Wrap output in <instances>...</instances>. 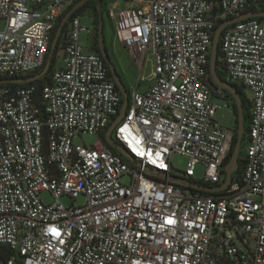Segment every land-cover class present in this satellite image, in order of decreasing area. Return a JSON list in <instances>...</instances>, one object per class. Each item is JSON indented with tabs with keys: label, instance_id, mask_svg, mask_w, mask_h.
<instances>
[{
	"label": "built area",
	"instance_id": "built-area-1",
	"mask_svg": "<svg viewBox=\"0 0 264 264\" xmlns=\"http://www.w3.org/2000/svg\"><path fill=\"white\" fill-rule=\"evenodd\" d=\"M70 4L0 0V81L44 70ZM263 10L264 0H107L115 41L140 73L152 69L111 134L137 164L105 141L123 96L90 51L95 25L82 26L84 16L70 18L62 64L38 84L0 83L2 264H264V18L227 27L219 43L217 70L250 103L241 173L208 194L173 179L224 184L236 132L215 120V100L229 107L210 78L213 36L224 21ZM83 134L98 141L76 144ZM174 154L188 159L182 176Z\"/></svg>",
	"mask_w": 264,
	"mask_h": 264
},
{
	"label": "water",
	"instance_id": "water-1",
	"mask_svg": "<svg viewBox=\"0 0 264 264\" xmlns=\"http://www.w3.org/2000/svg\"><path fill=\"white\" fill-rule=\"evenodd\" d=\"M89 0H80L78 1L62 18L59 27L55 33V36L53 38V41L51 43L50 47V54L48 56L46 66L44 70L33 77L30 78H25V79H13V80H4L0 81V83H9V84H27V83H32L34 81H37L39 78L42 76L46 75L51 67V62H52V57L54 55L55 48L57 46V43L60 40V37L62 35L63 29L65 25L68 23L70 18ZM98 3V50L102 58L104 59L111 76L118 87L119 91L121 92L123 96V103L120 108V113L117 117V119L110 125L109 129L107 130L105 134V141L108 144V146L118 152H120L122 155L125 157L131 159L135 164L137 162L130 158L126 151L122 149L111 137V134L116 127V125L121 122V120L125 117L126 111L128 108L129 104V93L127 91V88L121 79L120 75L118 74L117 68L115 64L113 63L111 56L109 52L107 51L106 45H105V37L103 34L104 31V21L102 17V10H101V3L100 0H93ZM252 18H264V10L263 11H251V12H246L241 14L238 17L229 19L227 21H224L221 23L217 29L215 30L214 36H213V41H212V49H211V54H210V62H209V73H210V78L211 82L214 86V90L217 92L219 90L221 91H226L228 94L231 95L232 101L236 107L237 111V122H238V129H237V138H236V145L234 148V151L231 155V158L229 162L225 165V173H226V180L223 185L220 187H203V186H198L191 181L184 180V179H179V178H173L178 182L184 183L190 188L203 192V193H215V192H222L228 188L232 181V175L236 173L239 167V154L241 150V143L243 140L244 136V115H243V103L241 100V97L238 93V91L229 83L223 81L222 79L219 78L218 73H217V59H218V51H219V43H220V38L223 33V31L236 23L252 19ZM158 175L166 176L164 173H158Z\"/></svg>",
	"mask_w": 264,
	"mask_h": 264
},
{
	"label": "rangeland",
	"instance_id": "rangeland-1",
	"mask_svg": "<svg viewBox=\"0 0 264 264\" xmlns=\"http://www.w3.org/2000/svg\"><path fill=\"white\" fill-rule=\"evenodd\" d=\"M76 1H78V0H71L70 5H73V3H75ZM100 3H101V7L103 9L102 17H103L104 26H105L104 31H103V34L105 37V45H106L107 49L109 50V52H111L112 61L114 62L116 67H119L120 72L122 73V76H123V81L127 85V88L130 90V92H132L134 90L141 91V90L146 89L151 84L148 81V79L151 76V72H152L151 64L148 63L147 64L148 66L146 67V69L143 70L142 73H140L138 69L133 68V64L130 62L129 58L124 53H122L120 46L117 44V42L114 39L113 27H112V25H111V23L107 17V11H106L107 0H101ZM80 15L85 17L81 21L82 26L91 27L92 25H95L94 40H93V43H92L91 48H90V51L93 52L94 51L93 48H94L96 41H97V29L96 28H97L98 16L96 15L92 4L89 7H87ZM3 28H4V22L0 21V30H2ZM63 31H64V29H63ZM80 41L83 44L87 43L88 40H87L86 34H81ZM59 43H60V40L57 43V46L55 49L56 50L55 55H53V57H52L51 65L55 61L54 68L56 66H60L62 64V60L57 59V54H58L59 49H60ZM129 83L133 84V86H130ZM246 93L249 94V92H246ZM219 98L221 100H225V102L228 104L229 108H224V102L223 101L215 100V103H217L220 106V108L217 110V113L215 115V120L220 122L226 128L236 129V126H237L236 125V115L234 113L233 101L223 91H221ZM97 141H98L97 135L83 134V135H80L76 139L75 143L76 144L85 143L88 146H91ZM244 146H245V141H242V149H241L242 153L244 151ZM239 156H240V154H239ZM187 163H188V159L185 156H182L179 154H174L172 156V167L174 168L173 169L174 174H176V176H182L183 172L186 170ZM204 173H205L204 167L201 165L197 166L196 171H195V178L196 179H203ZM122 183L124 185H127L129 183V181L127 179H123ZM42 197H43V200L45 202H52V199L50 197H48L47 194H44ZM85 201H86L85 196L80 195L76 199V205L77 206H83L85 204ZM72 202L73 201L68 197H63L61 199V203L64 206H70V205H72ZM0 264H2V263H0Z\"/></svg>",
	"mask_w": 264,
	"mask_h": 264
},
{
	"label": "trees",
	"instance_id": "trees-1",
	"mask_svg": "<svg viewBox=\"0 0 264 264\" xmlns=\"http://www.w3.org/2000/svg\"><path fill=\"white\" fill-rule=\"evenodd\" d=\"M78 1H80V0H78ZM78 1H76L75 3H73V5H70L69 7H68V9L66 10V12L63 14V16H62V18L65 16V14L78 2ZM101 1V0H100ZM93 5V8H94V10H95V13H96V15L98 16V3L97 2H95V1H93V0H89L88 2H86L72 17H75V16H78V15H80L87 7H89L90 5ZM101 10H102V12H103V9H102V7H101ZM62 18H60L59 19V21H58V24H57V26H56V28L53 30V32H52V40H51V43H52V41H53V38H54V36H55V33H56V31H57V29H58V27H59V24H60V22H61V20H62ZM98 22H97V38H98ZM105 27V26H104ZM66 28H67V24L65 25V28H64V31H63V33H62V35H61V38H60V43H59V45H61L62 43H63V37H64V34H65V32H66ZM51 47V46H50ZM107 48V47H106ZM56 49V48H55ZM93 50H94V52H97V53H99V50H98V42L96 41V44H95V46H94V48H93ZM107 51H108V49H107ZM55 52H56V50L54 51V55H55ZM49 54H50V50H49ZM114 63V62H113ZM54 66H55V61L53 62V64L51 65V68L49 69V72L47 73V74H49V73H51L52 71H53V69H54ZM217 73H218V76H219V78L220 79H222L223 81H225V79H224V74L221 72V71H219V70H217ZM109 76L110 77H112L111 76V73H110V71H109ZM30 78V77H29ZM29 84H38V81H34V82H32V83H29ZM237 91H238V93H239V95H240V97H241V100H242V103H243V115H244V136H245V134L247 133V130H248V127H249V122H250V103L248 102V100H247V98H246V95H245V93L243 92V90L242 89H240V88H237V87H234ZM127 91H128V93L130 94V90L127 88ZM231 100H232V98H231V95L230 94H228L226 91H223ZM234 113H235V115H236V129H235V132H236V135H235V137L233 138V142H232V146H231V150H230V154L228 155V157L226 158V161H225V163H224V165H226L228 162H229V160H230V158H231V155H232V153H233V151H234V148H235V145H236V138H237V129H238V122H237V120H238V118H237V111H236V107H235V105H234ZM241 167H242V159H241V154H240V156H239V168H238V170H237V172L235 173V174H240L241 173ZM204 194H208V193H204ZM6 257H7V254L6 253H4V254H2L1 252H0V263H4L5 262V259H6Z\"/></svg>",
	"mask_w": 264,
	"mask_h": 264
},
{
	"label": "crops",
	"instance_id": "crops-1",
	"mask_svg": "<svg viewBox=\"0 0 264 264\" xmlns=\"http://www.w3.org/2000/svg\"><path fill=\"white\" fill-rule=\"evenodd\" d=\"M121 49V48H120ZM121 51H122V53H124L125 54V52L121 49ZM110 54V56H112L111 55V52L109 53ZM126 55V54H125ZM127 56V55H126ZM117 68V71H118V74L120 75V77H121V79L123 80V76H122V73L120 72V69H119V67H116ZM133 68H135L134 66H133ZM124 82V81H123ZM125 84V83H124ZM129 85L130 86H133V84H131V83H129ZM125 86H126V88H127V85L125 84Z\"/></svg>",
	"mask_w": 264,
	"mask_h": 264
},
{
	"label": "flooded vegetation",
	"instance_id": "flooded-vegetation-1",
	"mask_svg": "<svg viewBox=\"0 0 264 264\" xmlns=\"http://www.w3.org/2000/svg\"><path fill=\"white\" fill-rule=\"evenodd\" d=\"M108 52H109V50H108ZM110 53V52H109Z\"/></svg>",
	"mask_w": 264,
	"mask_h": 264
}]
</instances>
